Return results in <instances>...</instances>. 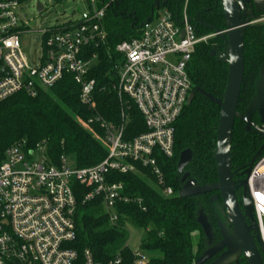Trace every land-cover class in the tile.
<instances>
[{
  "label": "built area",
  "instance_id": "2783aa9c",
  "mask_svg": "<svg viewBox=\"0 0 264 264\" xmlns=\"http://www.w3.org/2000/svg\"><path fill=\"white\" fill-rule=\"evenodd\" d=\"M33 1L39 14L46 10L47 3ZM86 1L88 10L79 21L67 20L41 31L43 53L36 63L24 53L21 43V35L29 33L24 8L32 0H0V104L19 92L35 97L69 75L79 87L81 104L95 114L80 121L93 132V126L99 127L102 134L96 136L107 152L97 165L77 168L68 156L54 160L46 141L32 148L23 141L5 151L0 157V264H98L89 249L80 255L70 246L77 237L78 187L87 190L84 203L101 202L113 228L120 226L121 205L143 206L142 198L126 195L124 184L112 180L113 173L145 177L143 170H149L157 191L166 198L174 196L159 157L172 159L175 154V124L192 95L188 65L198 45L227 33L200 37L187 12L188 0L178 14L163 8L164 14L157 15L154 23L153 13L139 26L137 37L116 46L119 59L114 65L115 81L110 85L118 94L121 122H108L96 107L97 80L91 71L99 60L90 50L105 45L107 32L102 23L108 8L118 0ZM256 24H264V14L247 22V26ZM218 57L229 63L227 44ZM131 103L146 127L133 137L127 134ZM252 164L246 180L264 256V156ZM257 195L263 201L262 208ZM128 225L126 222L124 228ZM125 244L132 252L133 264L150 263L146 252L132 250L128 241ZM123 262L118 251L108 264Z\"/></svg>",
  "mask_w": 264,
  "mask_h": 264
},
{
  "label": "trees",
  "instance_id": "16d2710c",
  "mask_svg": "<svg viewBox=\"0 0 264 264\" xmlns=\"http://www.w3.org/2000/svg\"><path fill=\"white\" fill-rule=\"evenodd\" d=\"M253 0H238L239 10L247 8ZM185 0H118L108 8L102 26L107 32L104 46L92 48L99 62L91 71L97 80V110L108 122L120 123L121 106L118 94L110 83L115 81L114 65L118 61L117 44L137 37L139 26L159 8L178 14ZM245 11V10H244ZM187 12L197 25L198 35L208 36L227 30L222 0H188ZM246 12V11H245ZM198 19V21H197ZM197 23V24H196ZM226 38V34L223 35ZM245 68L238 112L258 98L261 75L264 71V24L248 25L244 30ZM226 42L220 36L198 45L188 65L192 81V95L187 107L175 124V154L172 159L159 157L165 180L175 192L164 197L155 187L149 170L145 177L134 173H113L112 180L125 186L126 195L143 199L137 203L121 205L119 227H111L99 200L83 202L87 192L84 186L76 190L78 201L75 212L76 240L70 245L80 255L89 249L98 264H108L118 251L123 264H133L132 252L125 249L128 240L126 222L135 228L147 229L148 235L141 249L149 256V264H201L206 251L205 234L198 223L200 214L211 208L212 197L220 196L216 165V144L219 116L229 77V64L219 60ZM107 89L102 90L103 87ZM127 134L130 137L146 131L142 116L131 103ZM95 114L80 102L79 87L73 77L64 79L48 90H40L35 97L25 92L0 104V157L12 145L25 142L28 148L46 141L48 153L54 160L68 156L75 167L97 165L107 156L105 147L96 135L102 131L97 125L91 133L76 119L84 121ZM255 124H261L259 110L251 114ZM232 139L231 165L235 173L236 193L242 198L240 184L247 178L251 161L264 156V138L252 130L247 131L244 121L236 117ZM263 145V146H262ZM193 151L186 171L200 187H209L198 197H182L181 174L178 172L180 155ZM237 195V194H236ZM240 201V200H239ZM145 208V209H144ZM144 209V210H143ZM207 261L202 264H212ZM247 264V260L243 261Z\"/></svg>",
  "mask_w": 264,
  "mask_h": 264
},
{
  "label": "water",
  "instance_id": "95a60500",
  "mask_svg": "<svg viewBox=\"0 0 264 264\" xmlns=\"http://www.w3.org/2000/svg\"><path fill=\"white\" fill-rule=\"evenodd\" d=\"M223 11L227 26L226 38L220 37L229 48V77L226 85V92L222 101V109L219 116V124L217 129V144H216V165L218 175V190L222 197L225 211L227 212L230 226L234 230L235 237L239 241L243 254L246 257L247 264H264V256L260 250V241L257 233V225L255 224V236L251 234L250 227L247 224L246 218L248 215L252 217L254 203L252 197L244 195L243 207L240 206L238 195H236V181L233 180L234 172L231 165V151L233 130L239 106L240 94L242 91V82L244 79L245 68V41L244 30L247 28V22L243 20V15L239 10L238 0H222ZM39 11L42 10V5L39 4ZM258 101L260 102L259 116L261 125H264V81L259 84ZM193 156L192 150L184 151L179 158L178 171L183 172L189 164ZM256 159V158H255ZM254 159V160H255ZM253 160V161H254ZM247 171L249 175L252 167ZM186 178V177H185ZM184 178V179H185ZM244 191L248 189L247 180L245 179ZM241 187L243 188V186ZM205 193L204 188L200 187L194 181L181 191L182 197L199 196ZM198 223L202 227L205 236H210L211 227L207 222L206 217L202 214L198 218ZM221 247L206 250L201 256L199 263H207L211 258L219 252Z\"/></svg>",
  "mask_w": 264,
  "mask_h": 264
},
{
  "label": "rangeland",
  "instance_id": "374dc122",
  "mask_svg": "<svg viewBox=\"0 0 264 264\" xmlns=\"http://www.w3.org/2000/svg\"><path fill=\"white\" fill-rule=\"evenodd\" d=\"M42 1L45 4L47 3L48 6L46 7V10H44L41 14H39L38 11L34 9L33 6L35 4L33 0L28 7L24 8V14L26 16L25 20L29 23V33L27 32L21 35V43L24 53L28 56L31 62L36 63H38L37 61L40 55L43 53V41L41 31H45L47 30V28L62 25V23L67 20L77 22L88 10L86 0H79L77 1V3H75L74 0ZM164 11L165 10L163 8L156 10V14L152 23L157 21V15H163ZM262 14H264V0H253L246 9L243 8V20L245 23L257 16H261ZM263 81L264 71L261 75L258 87L259 84ZM250 103L251 104H249V106L244 111H237L236 117L239 118L241 121H244L247 131L252 130L255 133L261 134L264 138V125L255 124L251 118V114L253 111H255L256 109L260 110V102L257 98L251 101ZM80 120L83 119H76V121L81 124L85 129H87L91 133H94L92 130H90V128L84 126ZM241 185L242 183L240 184V186ZM244 186L242 188V195L245 194L247 197L251 198L252 196L250 195V189L248 188L245 192ZM204 191H209V187H205ZM202 214L206 217L210 227L212 226L210 230V236L208 238H215L214 241L218 242V238L219 236H221L220 243L216 245V247H221L219 252L217 253L219 255L215 254L211 258H216L213 260L212 264H243V261L246 259V257L243 254L239 241H237L235 237L232 226H230L229 224L227 212L225 211L222 198L216 196L212 197L211 208L209 210L203 211L200 215ZM254 220V215H252V217L248 215V217L246 218L247 224L251 230V234L255 236L256 231ZM127 229L129 230L127 241L128 244H130L131 249L134 251H143L141 249L142 242L145 241L148 235V230L135 228L131 224L128 225ZM206 247V250L213 249L208 248V245Z\"/></svg>",
  "mask_w": 264,
  "mask_h": 264
},
{
  "label": "flooded vegetation",
  "instance_id": "af4514ba",
  "mask_svg": "<svg viewBox=\"0 0 264 264\" xmlns=\"http://www.w3.org/2000/svg\"><path fill=\"white\" fill-rule=\"evenodd\" d=\"M197 21H198V19H197ZM197 24V23H196ZM196 27H197V25H195ZM187 151V150H186ZM193 152V151H192ZM192 158H193V156H192ZM192 160V159H191ZM252 162V161H251ZM190 163V162H189ZM189 165V164H188ZM188 165L185 167V169L183 170V172H181L180 174H181V181H182V184H183V186H182V190L189 184V182L190 181H194L193 179H191V177H190V173L189 172H187L186 171V168L188 167ZM179 172V171H178ZM186 177V178H185ZM185 178V179H184ZM194 182H196V181H194ZM196 184H197V182H196ZM198 185V184H197ZM199 186V185H198ZM239 193L240 192H237L236 194L237 195H239ZM199 196H201V195H199ZM240 196V195H239ZM193 197H198V196H193ZM244 199V195H243V197L241 198L240 197V199H238V200H240L239 201V204H240V206L241 207H243V200ZM212 227V226H211ZM209 236H205V242H207L206 243V245H208V248H214V247H216V245L217 244H219L220 243V237L221 236H219V241L218 242H215L214 240H215V238L213 239V238H208ZM216 238H217V236H216ZM217 255H219V254H217ZM216 255V256H217ZM215 256V257H216ZM214 259H216V258H214ZM214 259H211L210 261H213Z\"/></svg>",
  "mask_w": 264,
  "mask_h": 264
},
{
  "label": "bare ground",
  "instance_id": "6f19581e",
  "mask_svg": "<svg viewBox=\"0 0 264 264\" xmlns=\"http://www.w3.org/2000/svg\"><path fill=\"white\" fill-rule=\"evenodd\" d=\"M257 197H258L257 204H258V206H259L260 208H262V206H263V201L261 200V197H260V196L257 195Z\"/></svg>",
  "mask_w": 264,
  "mask_h": 264
}]
</instances>
